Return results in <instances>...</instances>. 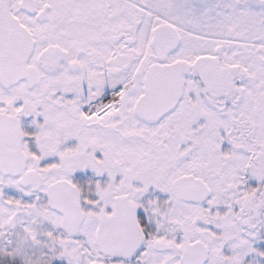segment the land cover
<instances>
[{
	"label": "snow or ice",
	"instance_id": "6c2138e0",
	"mask_svg": "<svg viewBox=\"0 0 264 264\" xmlns=\"http://www.w3.org/2000/svg\"><path fill=\"white\" fill-rule=\"evenodd\" d=\"M0 264H264V0H0Z\"/></svg>",
	"mask_w": 264,
	"mask_h": 264
}]
</instances>
